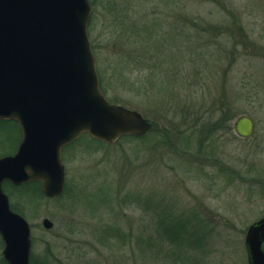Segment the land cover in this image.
I'll use <instances>...</instances> for the list:
<instances>
[{
	"label": "rangeland",
	"instance_id": "rangeland-1",
	"mask_svg": "<svg viewBox=\"0 0 264 264\" xmlns=\"http://www.w3.org/2000/svg\"><path fill=\"white\" fill-rule=\"evenodd\" d=\"M90 2L88 33L106 97L153 127L114 145L82 136L65 147L59 198L3 185L30 224L32 258L248 264L245 236L264 215V0ZM245 115L256 127L248 139L235 132ZM19 137L14 123L0 120V157ZM174 222L186 228L184 263L162 238ZM3 248L0 237V264Z\"/></svg>",
	"mask_w": 264,
	"mask_h": 264
},
{
	"label": "water",
	"instance_id": "water-1",
	"mask_svg": "<svg viewBox=\"0 0 264 264\" xmlns=\"http://www.w3.org/2000/svg\"><path fill=\"white\" fill-rule=\"evenodd\" d=\"M90 0H0V120L15 121L21 142L0 157V237L7 264H31L28 221L11 208L5 183L39 182L45 198L66 187L63 149L86 134L114 145L143 137L151 119L108 100L100 86L89 38ZM245 115L235 124L241 138L254 134ZM43 227L53 223L44 219ZM248 264H264V217L245 236Z\"/></svg>",
	"mask_w": 264,
	"mask_h": 264
},
{
	"label": "trees",
	"instance_id": "trees-1",
	"mask_svg": "<svg viewBox=\"0 0 264 264\" xmlns=\"http://www.w3.org/2000/svg\"><path fill=\"white\" fill-rule=\"evenodd\" d=\"M101 88H102V86H101ZM103 92H104V90H103ZM3 122H6V123H14L16 125V123L13 122V121H3ZM84 136L86 137L87 135H84ZM87 137H89V136H87ZM143 137H140V138H143ZM125 138H135V137H125ZM19 140H20V137H19ZM15 151H16V149H14V152ZM5 184L10 185L14 189H22V190H25L27 192V194H29L30 192H33L34 194H36V195H38L40 197H44L43 194H42V191H41V184L39 182H33V183L25 184V185H22V186H14L11 183H5ZM12 209L14 211L18 212L17 209H14L13 207H12ZM110 229H111L110 234L111 233L114 234L115 232L116 233L118 232L117 235L118 236H121L120 231H116L113 228H110ZM164 229L165 228H163V230H161L163 232L162 238L168 240V242H171V247L170 248L172 250L170 249L168 251L169 254L171 255V257L175 258L174 260H180L181 262L184 263V258L182 257L183 254L180 252L179 245H180V242H181V238L183 236V233L186 231L185 224L183 222H174L172 224L170 223L169 226L165 230ZM112 237L115 238V235H113ZM202 240H203V244H204V241L206 240V236L205 235L203 236V239ZM140 241L143 242L140 237L138 239H136V242L137 243H140ZM150 242H151V240H144V243L150 244ZM203 244L200 247L196 246V248H198V249L201 248L202 249L203 248L202 247ZM159 253H160V251L158 252V254ZM143 254H144V252H143ZM4 264H7L5 260H4ZM31 264H36V262L32 258V255H31Z\"/></svg>",
	"mask_w": 264,
	"mask_h": 264
},
{
	"label": "flooded vegetation",
	"instance_id": "flooded-vegetation-1",
	"mask_svg": "<svg viewBox=\"0 0 264 264\" xmlns=\"http://www.w3.org/2000/svg\"><path fill=\"white\" fill-rule=\"evenodd\" d=\"M16 123V122H15ZM255 123V122H254ZM16 125H17V127H18V130H19V133H20V140H19V142H18V145L20 144V142H21V137H22V135H21V130H20V127H19V125H18V123H16ZM255 131H256V127H255ZM255 131H254V134H255ZM254 134L251 136V137H253L254 136ZM82 136H84V135H82ZM81 136V137H82ZM80 137V138H81ZM251 137H249V138H251ZM246 139H248V138H246ZM18 145H17V147H18ZM17 150V149H16ZM262 217H264V215L262 216ZM261 219V218H260Z\"/></svg>",
	"mask_w": 264,
	"mask_h": 264
}]
</instances>
